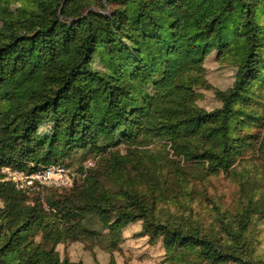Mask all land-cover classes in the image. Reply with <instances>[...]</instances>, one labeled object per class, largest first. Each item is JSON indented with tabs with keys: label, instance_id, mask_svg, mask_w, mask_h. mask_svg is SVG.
<instances>
[{
	"label": "trees",
	"instance_id": "16d2710c",
	"mask_svg": "<svg viewBox=\"0 0 264 264\" xmlns=\"http://www.w3.org/2000/svg\"><path fill=\"white\" fill-rule=\"evenodd\" d=\"M262 19L264 0H31L0 27V101L8 97L18 101L15 109L0 111V144L13 149L19 161L40 163L45 157H39L38 150L45 145L48 155L55 143L66 151L89 150L98 148L101 138L107 146L115 145L121 132L132 142L168 140L186 159L200 158L212 168H225L232 160L228 151L233 149L234 105L247 80L258 76L260 56L255 50L264 46ZM213 48L220 55L245 58L232 88L220 95L222 106L205 111L194 105L191 88L179 78L200 69ZM97 49L109 56L114 73L92 67ZM126 70L132 80L151 81L154 93L147 97V106L134 105ZM23 71L28 75L18 81L16 76ZM146 111L155 113V122L145 118ZM45 120L53 123L49 140L36 136L37 126ZM190 139L204 142L198 150ZM109 158L105 173L112 180L132 161L121 155ZM35 169L29 167L28 172ZM99 178L96 173L87 177L78 203L74 193H64L49 197L47 207L35 203L29 208L13 183L0 181L4 256L14 252L17 264H75L60 261L53 248L22 240L35 227L44 242L55 245L82 227L89 213L111 229L122 220L145 217L143 232L162 236L166 248L198 246L205 264H255L247 247L250 209L244 208L237 217V228L230 231L231 246L225 248L197 229L183 231L155 221L144 196L130 187L118 191L126 202L116 205ZM112 218L115 222L110 224Z\"/></svg>",
	"mask_w": 264,
	"mask_h": 264
},
{
	"label": "rangeland",
	"instance_id": "374dc122",
	"mask_svg": "<svg viewBox=\"0 0 264 264\" xmlns=\"http://www.w3.org/2000/svg\"><path fill=\"white\" fill-rule=\"evenodd\" d=\"M30 4L31 0H0V27L19 8ZM92 8L88 7L87 11ZM107 9L106 5L104 12ZM261 23L264 24V19ZM123 42L127 43L128 39L124 38ZM255 51L260 56L258 76L247 80L240 92L241 98L234 105L230 124L233 149L228 151L232 160L227 167L215 169L207 160L186 159L178 146L162 138L132 142L117 132L115 145L107 146L101 138L97 142L99 147L89 150L66 151L60 143H55L48 155L45 145L38 150L39 157H45L40 163L19 161L13 149H3V144H0V181L13 183L27 208L35 203L47 207L49 197L64 193H74L73 199L78 203L77 194L82 185L90 174L96 173L100 176L101 186L113 197L116 205L122 206L126 202L118 191L130 187L144 196L148 214L155 221L181 227L183 231L197 229L200 234L210 236L225 248L231 246L230 231L237 228V217L244 208L250 209L251 220L247 231L249 255L255 264H264V46ZM244 58L243 54L220 55L213 48L200 69L185 72L179 80L191 88L196 107L205 111L214 110L222 106L220 95L232 88L243 70ZM92 67L104 73L115 72L111 59L100 49L95 52ZM128 73L129 70L124 71L126 79L131 82L134 105L147 106V97L154 93L151 81L132 80ZM27 75L28 72L23 71L16 79L22 81ZM17 105V100L8 97L0 101V111L15 109ZM146 113L145 118L152 117L150 123L155 122V113ZM52 130V121L45 120L37 126L36 136L49 140ZM2 136L0 131V139ZM203 142L190 139L189 143L199 150ZM110 155L132 160L113 180L105 173ZM20 163L26 168L21 170ZM29 167L36 169L28 172ZM48 167L56 176L55 170L60 171L61 177L54 183L28 177ZM80 203L83 202L80 200ZM3 205L0 199V247L6 233V222L1 214ZM145 221V217L122 220L111 229L104 228L97 217L88 213L82 227L72 230L70 237L55 245L44 242L41 231L35 227L25 233L22 242L41 244L44 249L53 248L60 261L75 264H205L198 246L166 248L162 236L154 237L150 232H143ZM114 222L112 218L109 223ZM223 223H226L225 227ZM91 231H97V234ZM3 249H0L1 264H17L16 254L9 252L8 256H4ZM223 264L237 263L229 261Z\"/></svg>",
	"mask_w": 264,
	"mask_h": 264
},
{
	"label": "built area",
	"instance_id": "2783aa9c",
	"mask_svg": "<svg viewBox=\"0 0 264 264\" xmlns=\"http://www.w3.org/2000/svg\"><path fill=\"white\" fill-rule=\"evenodd\" d=\"M57 175H54V171L51 167L48 168H44L40 171H37L35 173H31L30 175H28L29 178H37V179H42L44 183H54L58 178H60V171H57Z\"/></svg>",
	"mask_w": 264,
	"mask_h": 264
}]
</instances>
